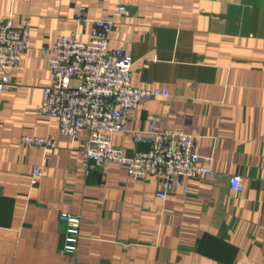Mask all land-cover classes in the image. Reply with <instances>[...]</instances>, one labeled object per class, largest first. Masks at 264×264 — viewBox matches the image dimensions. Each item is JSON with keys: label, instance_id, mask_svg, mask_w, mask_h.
I'll list each match as a JSON object with an SVG mask.
<instances>
[{"label": "crops", "instance_id": "obj_1", "mask_svg": "<svg viewBox=\"0 0 264 264\" xmlns=\"http://www.w3.org/2000/svg\"><path fill=\"white\" fill-rule=\"evenodd\" d=\"M8 17L30 34L0 93V264H264V0H0V23ZM97 19L113 22L109 47L132 58L130 85L168 94L138 103L113 148L148 151L133 137L149 115L157 130L194 135L210 172L186 191L162 200L156 177L131 179L113 162L86 173L88 132L67 137L38 112L51 81L41 49L59 35L87 41ZM26 135L53 146L24 145ZM61 213L81 220L73 255L62 253Z\"/></svg>", "mask_w": 264, "mask_h": 264}, {"label": "built area", "instance_id": "obj_2", "mask_svg": "<svg viewBox=\"0 0 264 264\" xmlns=\"http://www.w3.org/2000/svg\"><path fill=\"white\" fill-rule=\"evenodd\" d=\"M116 11L123 13L126 8L120 6ZM77 20L87 22L84 8L80 9ZM90 22L92 29L87 41L79 40L75 33L59 35L51 48L41 49L48 61L51 81L42 89L38 112L56 118L62 135L73 138L80 130L88 132L82 147L86 173L113 162L124 167L131 179L156 177L161 185L158 197L162 200L174 187L186 191L185 180L210 172L200 164L194 135L181 130H157V118L149 115L148 130L136 132L133 137L135 143H148V151L127 155L113 148L112 135L126 130L129 113L138 103L168 94L132 87V58L119 48L109 47L113 22L100 19ZM29 34V26L16 28L12 17L0 23V93L9 86L10 69L20 62L29 47ZM21 143L53 146L49 137L28 135L21 138ZM42 177V167L33 168L31 185H36ZM229 183L233 195L242 191L239 176H232ZM59 219L65 225L62 253L73 255L80 239L81 220L69 213H61Z\"/></svg>", "mask_w": 264, "mask_h": 264}]
</instances>
